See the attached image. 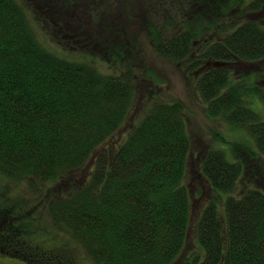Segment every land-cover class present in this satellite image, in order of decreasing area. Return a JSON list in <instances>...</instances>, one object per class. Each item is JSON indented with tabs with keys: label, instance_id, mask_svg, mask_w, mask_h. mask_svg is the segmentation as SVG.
Masks as SVG:
<instances>
[{
	"label": "trees",
	"instance_id": "obj_1",
	"mask_svg": "<svg viewBox=\"0 0 264 264\" xmlns=\"http://www.w3.org/2000/svg\"><path fill=\"white\" fill-rule=\"evenodd\" d=\"M27 1L0 0V174L55 182L45 209L94 264H264V121L247 102L264 92L248 71H233L262 63L264 73L263 18L252 19L263 17L264 0H146L148 17L142 3L126 0L122 16L113 4L92 0L98 14L81 28L79 0ZM130 19L146 24L158 56L186 64L210 118L255 140L247 153L252 165L205 152L201 169L215 199L196 223L186 185L192 144L184 104L162 101L151 88L144 115L118 137L145 80L124 53V45L133 52L124 29ZM48 21L66 30L74 49L112 56L117 70L104 74L94 61L48 50L34 28ZM14 214L0 205V255L76 264L67 252L33 242ZM192 231L197 244L189 249Z\"/></svg>",
	"mask_w": 264,
	"mask_h": 264
},
{
	"label": "rangeland",
	"instance_id": "obj_2",
	"mask_svg": "<svg viewBox=\"0 0 264 264\" xmlns=\"http://www.w3.org/2000/svg\"><path fill=\"white\" fill-rule=\"evenodd\" d=\"M22 1V0H21ZM27 1V0H26ZM40 2L43 0H32ZM51 4L70 3L75 0H44ZM61 1V2H60ZM126 0H96V3L102 5L113 4L115 12L122 16L127 15L124 2ZM130 3H142V9L146 0H128ZM153 3V0H148ZM29 2V1H27ZM109 2V3H108ZM82 8L77 5L75 11V24L81 28L91 27L92 18L98 14V7H94L92 0H79ZM79 11L83 12L84 17H80ZM145 17L148 15L144 11ZM143 15V19H145ZM128 17V16H127ZM74 18V16L70 17ZM263 18V19H261ZM252 19H261L264 23V15L254 16ZM74 20V19H73ZM81 20V21H80ZM74 22V21H73ZM34 23L35 30L40 34V42L50 51L57 55L83 61H94L95 65L105 74L113 69L117 70L112 56H103L101 52H92L87 46H76L73 42L65 43L66 30H60L54 26L52 21ZM79 24V26H78ZM124 29L127 36H132L133 52L127 46L124 47V53L133 61L132 67L141 73L144 82L140 84L136 96L134 109L128 121L122 126L118 137L126 138V133L135 125L144 115L147 109V98L151 88L155 91L154 95L162 101L180 100L184 104L185 123L189 132L192 144L188 172L186 175V185L190 190V196L194 207V223L200 218L203 210L215 199L214 192L211 190L210 183L205 178L201 169V159L206 151L210 149L223 151L228 159L236 162L238 159H244L250 164L253 160L248 158V149H256L254 138L242 127H233L223 119L210 118L207 115V106L202 101L200 94L195 86V78H191L186 73L185 66L163 59L154 51L149 40L146 24L134 22L133 19L125 22ZM33 25V24H32ZM125 38L124 36H122ZM262 63H253L249 65H237L233 71H248L251 75L250 83L257 86L264 92V73ZM120 67V66H117ZM124 67H122L123 69ZM191 73V72H190ZM249 75V76H250ZM246 77V79H247ZM143 81V80H142ZM261 93L247 98L248 105L252 108L259 119L264 121V102ZM235 148H237L236 151ZM250 165V166H251ZM254 167L251 166L250 169ZM252 177L251 171L247 172L245 179ZM56 183L44 184L35 180H11L0 174V205L6 203L15 209L16 226L22 227L25 234L32 231V241L41 246L44 250L54 252H67L72 256L76 264H94L86 255L83 248L72 240L67 233L57 228L46 211V206L50 204L52 198L51 191ZM189 249L197 244V235L195 231L191 232ZM0 264H29L28 262L11 258L6 255H0ZM52 264H60L53 262Z\"/></svg>",
	"mask_w": 264,
	"mask_h": 264
}]
</instances>
